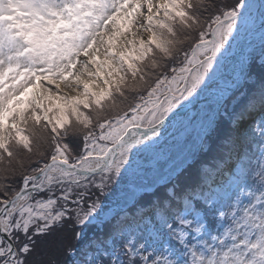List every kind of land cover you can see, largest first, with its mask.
I'll list each match as a JSON object with an SVG mask.
<instances>
[{
	"label": "snow or ice",
	"instance_id": "1",
	"mask_svg": "<svg viewBox=\"0 0 264 264\" xmlns=\"http://www.w3.org/2000/svg\"><path fill=\"white\" fill-rule=\"evenodd\" d=\"M0 264H264V0H0Z\"/></svg>",
	"mask_w": 264,
	"mask_h": 264
},
{
	"label": "rangeland",
	"instance_id": "2",
	"mask_svg": "<svg viewBox=\"0 0 264 264\" xmlns=\"http://www.w3.org/2000/svg\"><path fill=\"white\" fill-rule=\"evenodd\" d=\"M258 32H259V30H258ZM259 44H260V42H258L257 44L255 43L254 45H256L257 47L259 46ZM255 46V47H256ZM228 83H229V77H228V79H227V81L226 82H223V84L222 83H216L215 85H214V87H220L221 89H226L227 87H228ZM225 86V87H221V86ZM248 123H252V121H248ZM172 131L170 130V131H167V133H165V135H164V147L165 148H167V147H169V146H171V145H173V144H175L176 142H177V140L179 139V143L180 144H183L184 143V141H187V137L189 136V135H184L183 137H181V132L175 137V138H173V139H168V135L171 133ZM191 133H194L193 135H195V132L193 131V132H191ZM168 139V140H167ZM195 140V138L193 139L192 137H191V141H190V146L192 145V142ZM71 146H73L72 144H71ZM149 159H151V157L149 156V157H146V158H142V160H141V162H142V164H145V165H147V163H148V160ZM215 184H217V183H214V185ZM128 187V185L125 187V188H127Z\"/></svg>",
	"mask_w": 264,
	"mask_h": 264
},
{
	"label": "trees",
	"instance_id": "3",
	"mask_svg": "<svg viewBox=\"0 0 264 264\" xmlns=\"http://www.w3.org/2000/svg\"><path fill=\"white\" fill-rule=\"evenodd\" d=\"M98 231H96L95 229L91 230L88 235L90 236L91 234L94 235L93 233H97Z\"/></svg>",
	"mask_w": 264,
	"mask_h": 264
}]
</instances>
